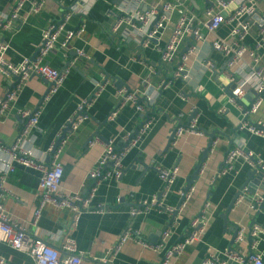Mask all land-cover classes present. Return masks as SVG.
<instances>
[{
	"label": "crops",
	"instance_id": "obj_1",
	"mask_svg": "<svg viewBox=\"0 0 264 264\" xmlns=\"http://www.w3.org/2000/svg\"><path fill=\"white\" fill-rule=\"evenodd\" d=\"M44 1L45 5L39 14L29 16L24 24L16 22L13 30L5 32L1 38L9 46L6 59L13 64H20L26 58H34L41 45L43 32L51 24L60 22L70 8L80 5L85 13L84 16L71 18L59 42L65 40L68 32L76 31L84 23L80 38L72 40L68 49L57 47L47 59L48 65L55 70H62L69 64L72 70L64 86L47 104L39 128L31 138V148L45 163L50 162L47 150L64 133L77 105L90 97L97 83L107 82L89 110L88 119L65 138L67 140L61 154L63 192L87 195L90 189L88 175L96 166L107 142L114 141L115 151L120 152L125 147L123 138L127 133L136 135L148 118L152 125L138 145L125 156L121 179L110 178L99 186L92 205H102L107 212L84 213L75 221L70 210L47 206L38 223L32 224L39 203L40 173L18 166L7 179L9 194L4 202L10 216L25 225L30 235L44 239L53 247L58 248L65 238L70 237L83 254L82 264H160L164 253L156 252L153 247L159 243L162 233L172 227V236L167 244L170 248L183 238L190 222L209 202L205 234L171 264H202L211 251L218 252L222 259H226L227 253H250L249 238L240 245L236 244L231 228L237 226L248 231L253 220L264 228V211L254 214L249 209L253 196L264 193V177L261 178L257 172L249 182L250 173L256 171L243 158H238L233 170L227 174L219 173L227 153L238 144H245L246 151L253 152L264 161V138L240 129L243 113L250 107L253 96L248 95L239 100V106L230 103L231 96L226 92L228 81L222 74L224 60L211 49L213 37L201 46L199 55L191 59L187 85L175 81L158 94L157 86L162 80L171 77L179 57L165 68L160 64V55L154 46L142 50L132 37L122 40L112 36V27L118 18L115 6L121 0ZM158 1H145L141 10H148ZM12 2L0 0V13L8 14ZM204 8L202 1H193L190 6L191 11L199 15L203 14ZM30 9L31 5L27 3L21 15L24 17ZM258 10L264 17V4H260ZM228 33L229 28L223 27L217 36L225 37ZM168 38L169 33H166L161 46L165 45ZM253 42L254 37L251 36L246 44L252 45ZM77 50L84 51L87 58L77 59ZM184 51L185 47L182 46L179 55ZM205 60L215 63L219 72L213 74L202 67L201 63ZM14 82V79L0 73V99L12 90ZM48 88L49 83L37 76L26 83L17 100L0 116L1 142L5 145L14 144L24 124L19 112L35 109ZM121 89L155 96L156 104L151 112L144 114L137 112L132 104H127L114 121H109L111 113L119 104L118 92ZM223 110L225 112H221ZM195 119L203 136L185 135L173 146L170 139L177 127L188 126ZM250 121L255 124L264 122V105L256 115L250 116ZM93 136L96 142L90 146L89 140ZM213 141L218 143L211 152ZM0 159H5V156L0 154ZM197 166L205 167V172L200 175L199 171L195 179ZM156 167L169 170L177 168L179 171L165 198L159 195L163 183ZM247 182L249 190L245 201L240 204L236 201L230 209ZM191 183V186L196 187V193L179 215L171 216L156 207L131 217L132 208L142 202H150L154 196H159V202L164 207L179 208L180 192ZM225 214L229 222L227 226ZM128 227L140 233L144 244L129 241L114 253L113 249ZM256 251L264 259V236ZM0 257L7 264H34L28 255L5 244H0Z\"/></svg>",
	"mask_w": 264,
	"mask_h": 264
},
{
	"label": "built area",
	"instance_id": "obj_2",
	"mask_svg": "<svg viewBox=\"0 0 264 264\" xmlns=\"http://www.w3.org/2000/svg\"><path fill=\"white\" fill-rule=\"evenodd\" d=\"M12 1L10 12L8 14L0 13V73L6 78L14 79L15 82L5 98L0 99V116L11 103L17 100L23 87L32 77L37 76L44 79L49 83V88L35 109L19 112L24 124L14 144L5 145L0 141V154L5 156V159H0V244H5L17 252L28 255L34 264H82L83 254L70 237L65 238L58 248L53 247L44 239L30 235L25 225L10 216L4 202L9 194L6 188L7 179L18 166L40 173L39 203L32 222L34 225L38 223L47 206L70 210L75 221L84 213L103 214L108 211L104 206L92 205L99 186L110 178L121 179L125 156L138 145L150 129L152 121L148 120L149 118L146 119L136 135L127 133L123 138L125 147L120 152L115 151L114 141L107 142L96 166L88 175L90 189L87 195L64 193L62 190L64 168L61 163V154L67 139L61 140L57 145L63 133L46 152L50 161L48 164L35 154L30 143L32 135L39 128V121L47 104L64 86L72 70L71 64L62 70H55L48 65L47 59L57 47L68 49L72 40L80 38L85 28L84 23H81L76 31L68 32L65 40L59 42V37L71 18L84 16L85 13L80 5L70 8L60 22L51 24L43 32L42 42L34 59L26 58L20 64H13L6 59L9 46L2 41V34L13 30L16 22L24 24L29 16L39 14L45 1ZM145 1L147 0H121L115 6L118 18L112 27L111 34L122 40L132 37L142 50L154 46L160 55V64L165 68L176 57H179L171 77L162 80L157 86V93L166 90L175 81H182L187 85L190 79L191 59L197 57L201 46L206 44L210 37H213L211 49L223 58L222 74L228 81V88H234L230 103L239 106V100L248 95L253 96L250 107L243 113L240 129L264 138V122L255 124L250 121V116L256 115L264 105V17L258 10L259 5L264 4V0H159L148 10L143 11L141 5ZM193 1L204 2L203 14L199 15L191 11L190 6ZM27 3L31 5V9L23 17L21 14ZM223 27L229 28V33L225 37H218L217 33ZM166 33H169L168 41L164 46H161ZM251 36L254 37V42L252 45H247L246 41ZM182 46L185 47V51L179 55ZM76 54L77 59L87 58L82 50H77ZM201 64L213 74L219 72L216 64L210 60H205ZM106 83H97L90 97L77 105L74 115L67 122L71 125L72 132L77 131L88 119V112L100 97ZM179 96L185 99L183 95L179 94ZM118 97L119 104L111 113L109 121H114L127 104H132L137 112L142 114L151 112L156 104L155 96L139 91L121 89L118 92ZM185 135L203 136L197 128L196 119L188 126L177 127L173 146ZM95 142L96 140H92L89 145L93 146ZM217 143L218 141H213L211 152ZM238 158H243L252 170L264 175V161L253 152L246 151L245 144H238L230 149L219 175H225L233 170L234 163ZM156 170L163 183V189L159 195L165 198L175 183L179 171L177 168L169 170L161 167H156ZM204 172L205 167L200 169V175ZM247 192L248 189L242 191L236 200L237 204L245 201ZM195 193V186L182 190L179 208L164 207L159 202V196H154L150 202H142L132 208L130 215L134 218L142 211L157 207L171 216H177L193 199ZM263 205L264 193L255 194L250 200L249 209L256 214L261 211ZM209 207V202L205 203L199 215L190 222L183 238L170 248L167 247V244L172 236V227L162 233L159 243L153 247L156 252L164 253L160 264H171L174 259L184 253L188 246L201 240L208 226ZM262 236H264V228L259 225L253 226L248 231L239 229L235 243L240 245L245 242L247 237L251 238L250 253H227L226 259H222L218 252L211 251L202 264H264L263 255L256 251ZM129 241L144 244L140 233L134 231L132 227H128L113 252H118ZM0 264L7 263L0 257Z\"/></svg>",
	"mask_w": 264,
	"mask_h": 264
},
{
	"label": "water",
	"instance_id": "obj_3",
	"mask_svg": "<svg viewBox=\"0 0 264 264\" xmlns=\"http://www.w3.org/2000/svg\"><path fill=\"white\" fill-rule=\"evenodd\" d=\"M35 57H36V55L34 56V58H35ZM34 58H33V59H34ZM16 79H18V78H16ZM233 89H234L233 87H229V88L226 89V92H227L230 96H232V90H233ZM175 132H176V130L173 132V135H172V137H171V139H170L172 143L174 142V139H175ZM71 133H72L71 125H70V124H67V125H66V128H65V130H64L63 136H62V138L57 142V145H59V142H60L61 140L65 139V138L67 137V135H69V134H71ZM93 139H94V136H93L92 138H90L89 142H91ZM200 169H201V167H200V166H197V168H196V171H197L196 173H197V174L195 175V179H197V177H198V173H199ZM256 173H257V172H252V173H250L249 182H250L251 180L254 179V176H255ZM259 174H260V177H261V178L264 177V175H263L262 173H259ZM191 182H192V181H191ZM249 182H247V183L245 184L243 190L248 188V186H249ZM191 185H192V183L189 184V185L187 186L186 189L190 188ZM243 190H242V191H243ZM248 190H249V188H248ZM252 193H253V192H252ZM240 195H241V193H240V194L237 196V198L234 200V202L232 203L230 209H232L234 203L236 202V200L238 199V197H239ZM260 210H261V211H264V205L261 207ZM224 221H225V224H226V226H227V224H228L229 222H228V220H227V215H226V214L224 215ZM255 225H257V224H256V221L253 220V222H252L251 225L249 226V230H251V229L253 228V226H255ZM231 229H232V232H233V241L235 242L236 237H237V233H238V231H239V228H238L237 226H233ZM249 241L252 242V239L249 238Z\"/></svg>",
	"mask_w": 264,
	"mask_h": 264
}]
</instances>
